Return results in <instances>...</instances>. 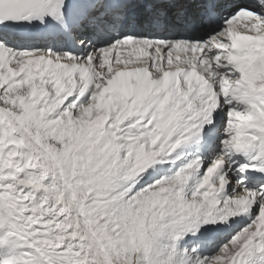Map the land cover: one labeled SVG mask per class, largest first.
Instances as JSON below:
<instances>
[{
  "label": "snow or ice",
  "instance_id": "snow-or-ice-1",
  "mask_svg": "<svg viewBox=\"0 0 264 264\" xmlns=\"http://www.w3.org/2000/svg\"><path fill=\"white\" fill-rule=\"evenodd\" d=\"M0 264H264V0H0Z\"/></svg>",
  "mask_w": 264,
  "mask_h": 264
}]
</instances>
